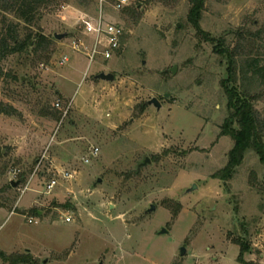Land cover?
Instances as JSON below:
<instances>
[{
	"label": "rangeland",
	"instance_id": "374dc122",
	"mask_svg": "<svg viewBox=\"0 0 264 264\" xmlns=\"http://www.w3.org/2000/svg\"><path fill=\"white\" fill-rule=\"evenodd\" d=\"M83 2L21 23L23 37L51 46L0 62V104L16 110L0 113V253L18 264H243L241 241L251 247L243 260L264 264V162L248 150L231 179L218 178L235 142L222 136L227 59L209 40L234 47L236 33L261 32L264 48V0H208L207 36L185 0H131L141 18L115 14L126 30L119 56L92 65L72 47L80 18L97 9ZM236 89L261 95L264 122V86L240 76ZM0 264L13 263L0 255Z\"/></svg>",
	"mask_w": 264,
	"mask_h": 264
},
{
	"label": "trees",
	"instance_id": "16d2710c",
	"mask_svg": "<svg viewBox=\"0 0 264 264\" xmlns=\"http://www.w3.org/2000/svg\"><path fill=\"white\" fill-rule=\"evenodd\" d=\"M59 1L63 0H0V14L3 13L5 17L13 14L18 21V24L8 23L4 17L6 31L0 41V62L9 55L30 53V51L39 54L40 51L47 50L51 46V41L44 36H34L30 33L23 37L19 27L21 23L29 27L36 20L41 9L55 5ZM151 1L171 4L181 0ZM185 1L190 6L189 23L199 34L207 36L201 29V21L208 0ZM91 2L93 0H85L82 4L87 5ZM130 12L134 18L138 20L141 18V14L137 10H130ZM235 37L237 43L234 47L228 44L226 37L221 40L209 37L210 42L215 45V52L226 58L228 64V78L223 81L222 85L228 98L230 117L226 121L227 127H223L222 136H230L234 140L235 146L230 152L228 166L218 175V178L223 180L231 179L235 169L242 164L248 150H254L264 162V122L260 121L254 108L256 101L261 99V95L236 89L240 76L257 80L261 86H264V55L262 54L264 48L258 46L262 36L261 32H238ZM0 113L15 115L16 110L11 106L0 104ZM235 125L238 128H235ZM237 244L241 247L239 261L243 264H255L254 262L246 263L243 260L244 253L251 252L249 244L241 241H238ZM0 255L8 261L11 260L13 264L23 262L10 258L4 253H0ZM24 263L27 261L24 260Z\"/></svg>",
	"mask_w": 264,
	"mask_h": 264
},
{
	"label": "built area",
	"instance_id": "2783aa9c",
	"mask_svg": "<svg viewBox=\"0 0 264 264\" xmlns=\"http://www.w3.org/2000/svg\"><path fill=\"white\" fill-rule=\"evenodd\" d=\"M97 3L96 12L91 15L84 14L80 21L83 32L81 38L75 39L72 43L73 49L89 59L90 65L94 64L98 58L105 63L117 58L125 45L126 30L124 26L116 21L115 14L121 13L131 6V0H95ZM68 57L61 60V64H67ZM61 108V104H56ZM99 149L95 148L92 155L97 156ZM91 159H86L90 163ZM72 177V175H68ZM57 182H52L50 189H53ZM71 222V218L66 219Z\"/></svg>",
	"mask_w": 264,
	"mask_h": 264
},
{
	"label": "water",
	"instance_id": "95a60500",
	"mask_svg": "<svg viewBox=\"0 0 264 264\" xmlns=\"http://www.w3.org/2000/svg\"><path fill=\"white\" fill-rule=\"evenodd\" d=\"M64 38H66V36L64 34H61V35L58 34V35H56V39H58L60 41L63 40ZM176 72H177V68H174L172 70V73L173 74H176ZM98 79L99 80H102V81H107V82H114L115 81V76L113 74H105V73H102V74H100L98 76ZM150 104L155 105L159 109L161 108V104L157 100H152L150 102ZM194 190H196V186H193L192 191H194ZM153 211H155V207H152L151 210H150V212H153ZM165 233H167V232H166V230L163 229L160 234L162 235V234H165ZM185 254H186V250L183 249L182 250V255L185 256Z\"/></svg>",
	"mask_w": 264,
	"mask_h": 264
}]
</instances>
